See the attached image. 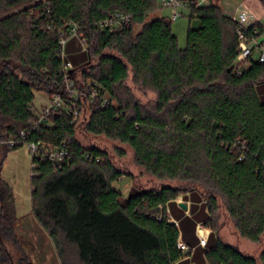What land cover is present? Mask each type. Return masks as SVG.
Instances as JSON below:
<instances>
[{
  "label": "trees",
  "instance_id": "obj_1",
  "mask_svg": "<svg viewBox=\"0 0 264 264\" xmlns=\"http://www.w3.org/2000/svg\"><path fill=\"white\" fill-rule=\"evenodd\" d=\"M159 9V0H0V141L27 133L6 146L0 166V264H32L11 250L17 208L1 177L8 154L30 142L68 151L56 168L33 157L30 181V212L63 264L70 254L79 264H264V248L253 257L217 234L223 207L241 238L264 237V60L235 66L238 24L217 5H191L189 20L200 25L188 28L184 49ZM117 13L128 20L101 26ZM254 29L263 35L261 24ZM68 81L89 87L90 98L77 102L87 117L74 122L59 109L35 129L36 92L65 99ZM136 93L155 99L144 104ZM80 126L129 146L161 185L124 197L114 183L133 174L109 152L82 145ZM199 223L212 228L205 247Z\"/></svg>",
  "mask_w": 264,
  "mask_h": 264
},
{
  "label": "rangeland",
  "instance_id": "obj_2",
  "mask_svg": "<svg viewBox=\"0 0 264 264\" xmlns=\"http://www.w3.org/2000/svg\"><path fill=\"white\" fill-rule=\"evenodd\" d=\"M171 9L162 8L159 9L157 15L160 16H171ZM179 12L183 13V16L178 20L172 22V32L178 38L179 47L184 49L187 44V30L188 28H198L200 23L197 18L189 20V10L180 8ZM140 28L136 29L138 32ZM254 58H257V54H254ZM75 78H79V74H75ZM84 89H80L79 85L75 83V89H72L70 95L74 100L79 98L89 99V87L86 85ZM66 90V88H65ZM65 101H72L69 98L68 93H65ZM86 95V97L84 96ZM260 95V93H258ZM136 96L144 104L150 103L155 99L153 93H136ZM49 104V97L46 93L36 92V98L34 101V108L37 112L45 108ZM78 106V105H77ZM89 114L85 111L81 117L82 121ZM79 119V118H78ZM80 120V123H82ZM77 138L82 145L96 146L99 147L111 155L112 161L116 167L126 172L133 174L134 178H122L118 182L114 183V187L121 191L124 197H127L133 187L137 188H151L158 187L161 185V181L153 178L147 174H144L143 170L137 166L134 162L133 152L129 146L122 144L118 141H113L105 136H94L88 134L83 129V126L78 128ZM4 142V141H3ZM0 141V166L4 158V153L7 144H3ZM124 151L123 156L118 154V151ZM33 154L30 152L27 146H24L16 151H12L8 154L7 158L3 163L1 177L12 187V192L16 201L17 208V220L15 221L14 231L17 237L18 247L15 249L11 246V250L14 253L15 258H18L25 253L30 257L32 264H63L60 257L58 256L57 250L47 235L42 229L39 223L31 214V176L33 175ZM176 184L175 182L173 183ZM183 200L180 196L177 200ZM203 202L206 203V199L203 198ZM1 205V203H0ZM218 224L221 228L218 231V236L226 243L238 246L244 253L258 257L264 248V237L262 242L259 244L253 243L247 239L241 238L236 229L234 228L233 222L226 214L223 207L219 208L218 211ZM205 223L201 227L210 230L212 228L204 227ZM71 264H79L76 256L70 254L68 257Z\"/></svg>",
  "mask_w": 264,
  "mask_h": 264
},
{
  "label": "built area",
  "instance_id": "obj_3",
  "mask_svg": "<svg viewBox=\"0 0 264 264\" xmlns=\"http://www.w3.org/2000/svg\"><path fill=\"white\" fill-rule=\"evenodd\" d=\"M161 8L171 9V16L170 19L172 21L178 20L180 17L183 16L182 12H179L180 8L188 9L191 5L201 6L203 5L205 0H159ZM233 18L234 21L238 24V37H239V48H238V55L235 61V66L242 70L249 66L250 61H258L264 60V40L262 39V35L259 29H254L252 33H249L248 30L252 27L255 23L253 17L247 12H241L238 15H229ZM128 20L123 14L117 13L112 18L106 19L105 21L101 22V26L103 27H111L116 28L120 26L122 23ZM76 35V29H73V34ZM62 45L64 46L66 43L65 39L61 41ZM254 54H257V58H254ZM73 66L70 63L65 65L66 70L72 69ZM66 90L65 93H68L69 98L72 99L71 104L67 105L66 101L62 96H54L49 98V104L45 106V108L41 109L40 112H37L34 107L31 110L35 113L37 117V124L34 126L36 129L37 127H44L50 125L49 118L53 111L64 109L67 113L73 116V121H77L80 116V111L78 109V100H74L70 95L72 94V89H75V83L73 81H68L66 83ZM96 95V92H94ZM93 95V96H94ZM70 102V101H69ZM26 132H22V140L26 137ZM17 141L15 139H9L8 141H2L3 144H7L11 147H14L18 144L23 143V141ZM27 146L30 152L33 154V157L41 159L43 161L49 160L53 167L56 168L59 163L63 162L67 156L68 151L65 148L61 149H54L50 146H47L43 143H36L30 142L27 143ZM197 234L200 240V245L205 247L207 245L209 239V231L201 225L197 227ZM178 247L183 250H189L188 246L180 239L178 242Z\"/></svg>",
  "mask_w": 264,
  "mask_h": 264
},
{
  "label": "crops",
  "instance_id": "obj_4",
  "mask_svg": "<svg viewBox=\"0 0 264 264\" xmlns=\"http://www.w3.org/2000/svg\"><path fill=\"white\" fill-rule=\"evenodd\" d=\"M205 4H214L219 6L223 11V13L228 16L233 14L238 15L241 12H247L253 17L254 22L261 24L264 29V4L262 0H205L203 5ZM262 39L264 40V33L262 35ZM182 198L184 199L183 196ZM180 202L188 203L189 210L185 212L189 214L191 202L186 201L185 199L184 201L182 199L180 201L177 200L178 205ZM171 221L176 222V220L173 217ZM202 224L203 223H199L198 225H202ZM210 233L211 231L209 230V236Z\"/></svg>",
  "mask_w": 264,
  "mask_h": 264
},
{
  "label": "water",
  "instance_id": "obj_5",
  "mask_svg": "<svg viewBox=\"0 0 264 264\" xmlns=\"http://www.w3.org/2000/svg\"><path fill=\"white\" fill-rule=\"evenodd\" d=\"M179 205L184 211H188L189 210V205H188L187 202H180Z\"/></svg>",
  "mask_w": 264,
  "mask_h": 264
}]
</instances>
